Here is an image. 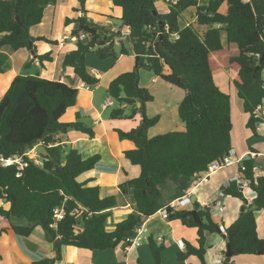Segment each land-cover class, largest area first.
Segmentation results:
<instances>
[{
    "label": "trees",
    "instance_id": "obj_1",
    "mask_svg": "<svg viewBox=\"0 0 264 264\" xmlns=\"http://www.w3.org/2000/svg\"><path fill=\"white\" fill-rule=\"evenodd\" d=\"M55 1L0 0V50H35L34 42L54 44L43 37L32 38L29 29L42 22L45 8ZM158 1L165 2L112 0L113 6L122 10L118 21L125 31L122 41H128L129 49L119 36L115 37L114 31L110 36L84 16L66 20V24L74 23L73 40L80 34L87 36L75 40L76 49L65 55L62 66L71 67L75 77L86 86L94 87L99 82L87 70L88 54L99 61L117 60L114 45L118 40L119 56L139 58L137 67L118 75L106 89L114 101L109 114L112 120L131 119L138 112L143 113L138 127L119 133L134 143L135 148L124 156L140 168L136 179L119 186L121 195L131 197L133 212L108 231L106 220L109 210L116 206L115 198H101L97 186L88 187L77 180L92 170L100 157L83 159L76 149L64 152L56 145L57 136L74 127L92 134L80 124L59 122L74 105L78 90L37 75L16 76L0 99V156L7 159L17 155L22 147L32 148L39 143L49 155L44 157L38 150L41 166L35 165L32 158H25L28 165L21 170L17 165L0 166V201L8 205V209L0 207V220L9 222V229L0 227V233L11 231L27 239L40 227L48 241L57 243V256L62 246L104 251L129 245L141 224L169 202L181 198L194 175L206 172L210 164L221 161L231 150L230 97L214 83V74L222 70L234 72L236 96L242 101L243 112L249 115L246 127L256 134L255 127L260 122L256 111L264 100V0H207L204 6L200 0H176L166 14L159 13ZM85 2L78 0L77 12L85 14ZM224 4L227 10L221 13ZM190 8L195 9L196 24L206 29L204 33L199 34L192 25L179 27L182 13ZM223 34L225 45L221 40ZM38 59L51 58L46 54ZM141 68L184 91L177 107L178 118L184 125L182 131L147 137V130L158 123L159 116L145 115V103L153 97L139 86ZM253 169L251 159L238 165L255 198L249 206H242L243 214L225 230L212 218L210 207L195 203L191 211L167 210V221L179 220L197 230V247L184 242L183 251L177 254L179 262L196 257L204 264L206 233L224 234L233 252L264 255V239L258 238L255 220V213L264 209V176L254 178ZM169 183L173 185L172 191L167 190ZM222 191L226 197L245 202L243 188L237 183ZM55 208L64 211L57 222ZM148 246L154 264H160L163 244L150 238ZM225 253L223 264H230ZM33 264H53V260Z\"/></svg>",
    "mask_w": 264,
    "mask_h": 264
},
{
    "label": "crops",
    "instance_id": "obj_2",
    "mask_svg": "<svg viewBox=\"0 0 264 264\" xmlns=\"http://www.w3.org/2000/svg\"><path fill=\"white\" fill-rule=\"evenodd\" d=\"M200 5L204 6L206 3H202V0H200ZM156 6L161 14H166L169 11L165 2L158 1ZM77 8L78 0H56L54 5L45 8L42 22L29 29V35L32 38L43 37L54 42V44L34 42L32 45L35 50L20 49L12 51L9 48L0 50L2 69L0 74V99L16 76L37 75L42 79L58 81L78 90L74 105L66 110L59 122L63 124H80L90 129L92 134L83 133L74 127L69 129L65 135L57 136L58 142L56 145H59L64 152L71 148L76 149L83 159L93 156L100 157L95 167L81 174L77 180L80 183H86L88 187L97 186L101 198L110 196L115 198L116 206L109 210L106 220V229L112 231L116 224L133 212L131 197L121 195L119 186L136 179L140 174V168L132 165L124 156L125 152L135 148L134 143L122 137L119 133H127L138 127L143 121V113L138 112L131 119L112 120L109 117L110 112H107L111 110L110 107L103 109L102 105L108 97L106 89L110 82L121 73L132 71L137 65L134 55L120 56L114 65L110 62L102 63L98 62L96 58L86 57L87 70L99 80L94 87H88L80 82L75 77L71 67H63L62 62L65 55L76 49V41L71 37L74 23L66 24V20H75L85 15L87 20L100 26L101 31L109 26L119 37L125 32L124 29H121V23L118 21L122 16V10L113 6L112 0H86L84 5L85 14L77 12ZM226 10V4L222 5L220 12L225 13ZM188 25H192L195 30L200 31L199 34L204 33L206 30L196 24L194 8L187 9L182 13L179 27L183 28ZM110 32L106 33L109 34ZM221 40L225 45L224 34ZM46 54L51 58L49 61L38 59V56ZM227 71L230 72V78L233 81L234 72ZM216 76H214V79ZM157 78L160 79L152 76L150 78V82L154 84V92L165 90L168 94V91H172H167L169 89L167 86L170 85L162 82L161 79L162 84L156 87ZM144 79L147 81L148 78L145 77ZM139 86L142 87L140 84ZM98 89L104 90L105 99L97 98L96 91ZM148 90L151 93L152 88L149 87ZM183 97L184 95L180 99H183ZM164 99L166 100L163 105L164 108L162 106L160 110L162 114H169L170 120L166 122L171 123L174 120L173 113L177 112L178 104L182 99H176V102H169L168 98ZM154 103H157V98ZM136 106L139 107V103ZM113 107L114 103L111 108ZM256 116L260 119V122L256 124V134H254L246 127L248 114L244 112L242 115L240 114L241 124L239 128L235 125L231 114L233 125L231 150L235 152L233 158H239L240 162L251 159L254 163V178L264 176V100L262 106L256 111ZM161 118L159 115L158 123H162ZM170 125L165 126L169 128ZM238 165L235 163L207 176L205 180L195 186L194 194L189 197L188 202L184 203L181 210L191 211L193 205L198 203L201 206L212 208V218L220 225L222 230L231 226L242 213V206H249L255 198V193L249 186L243 189L244 203L225 195L223 198H218V194L222 191L225 183L230 178L239 175ZM167 190L172 191L173 185L169 183ZM217 202L221 203L219 205L222 207L221 212L217 209ZM0 207L8 209V205L4 201H0ZM255 220L258 238L264 239V209L255 213ZM0 227L9 229V222L1 219ZM145 227L147 229L146 241L144 240L146 245L143 243L140 247L130 248L118 246L115 249L104 251H90L62 246L59 256L56 254L57 243L48 241L40 227H37L27 239L21 238L11 231L0 233V264H33L45 259L53 260V264H154L148 246V239L150 238L157 244H163L165 248L161 254L160 264H202L196 257H190L184 262L177 260V254L184 249V242L193 246L197 244V230L195 228H188L182 225L179 220L167 221L159 211L145 222ZM226 245L227 239L224 234L206 233L205 250L207 251L204 264H216L217 260L223 259ZM230 264H264V255L238 254L230 258Z\"/></svg>",
    "mask_w": 264,
    "mask_h": 264
},
{
    "label": "rangeland",
    "instance_id": "obj_3",
    "mask_svg": "<svg viewBox=\"0 0 264 264\" xmlns=\"http://www.w3.org/2000/svg\"><path fill=\"white\" fill-rule=\"evenodd\" d=\"M202 3H207V0H202ZM85 18L86 16L83 15ZM87 19V18H86ZM116 23V22H115ZM106 27H109V26H106ZM200 33V31H198ZM115 33H110V36L113 35ZM115 37L118 38V36L115 34ZM117 42H120L117 40ZM115 42V45H114V50L118 56V59L120 58L119 56V50H120V45ZM123 42L125 48L129 49L130 48V44L128 43V41H122ZM87 58H95L92 54H88L87 55ZM117 59V61H118ZM98 62H110L112 63L113 65L116 63V60L115 59H106V60H103V61H99ZM117 69V68H116ZM116 72V71H115ZM218 74H223V75H218ZM218 75V76H216ZM151 76L153 78H156L151 72H149L148 70L146 69H140L139 70V84L142 86V88H145L147 89V91L150 93V91L148 90L149 87L152 88L151 90V93L150 95L153 97V100L150 101V102H147L145 103V114L147 116V118H153L154 115L155 116H159L162 117L161 118V122L162 123H156V125H154L153 127L149 128L147 130V137L148 138H153V137H156V136H160V135H164L168 132H172V131H182L183 128H184V125L183 123L180 121V119L178 118V114L177 112L175 111V113H173V122L171 121L172 125H170L171 123H167L166 121L170 120L169 119V114L168 115H165L164 113L162 114V111L160 110V107H162L166 100L164 98H168L169 102H176L177 100H181L180 97H182L183 95H185L184 91H182L181 89H178V88H175L173 86H167V91L168 90H172V91H168V94H166L165 90H159L158 92H154V84L150 82V78ZM215 79H214V83L216 84V86L225 94L229 95L230 96V102H231V114H232V117L234 118V123L236 126H238V128L240 127V124H241V117H240V114L242 115L243 111H242V102L241 100L236 96V91H235V88L232 84V79L230 78V72L227 71V70H222L220 72H217L214 74ZM263 76H264V72H263ZM148 78L147 81L148 83H146V79L144 78ZM156 82L157 84L155 85L156 87L157 86H160L162 84L161 80L160 79H156ZM155 87V88H156ZM181 94V96H180ZM155 95V96H154ZM96 96L98 99H105V93H104V90L103 89H98L96 91ZM173 96V98H172ZM157 98V103H154L155 102V99ZM177 99V100H176ZM181 102V101H180ZM179 102V103H180ZM155 104V105H154ZM164 108V106H163ZM111 109V108H110ZM107 112H110V110H108ZM129 113V109L127 111ZM107 115V113L105 114V116ZM170 125L169 128H167L165 125ZM146 241V240H145ZM145 241L142 242V244L144 243V245H146ZM195 247H197V244L194 245ZM207 251V250H205Z\"/></svg>",
    "mask_w": 264,
    "mask_h": 264
},
{
    "label": "built area",
    "instance_id": "obj_4",
    "mask_svg": "<svg viewBox=\"0 0 264 264\" xmlns=\"http://www.w3.org/2000/svg\"><path fill=\"white\" fill-rule=\"evenodd\" d=\"M175 2H176V0H165V3L168 6L175 4ZM86 36H87V34H80L79 36H77V38L75 40L81 41L84 38H86ZM174 38L177 39L178 36L174 35ZM120 40H123L122 36H120ZM62 42L63 41L61 40V43ZM113 103H114L113 99L110 96H108L106 98L105 102L103 103L102 108L103 109L109 108V107L111 108L113 106ZM39 144H41V143H39ZM234 155H235V152L233 150H230L223 157V159L221 161L214 162V163L210 164L208 166V169L206 172L194 175L193 179L189 183V187H188L187 191L185 192V194L181 198H178V199H175V200L169 202L164 208L159 210L161 216L167 220V217L169 215L167 210H170V212L181 210L184 203L188 202L189 197L194 194L195 186H197L203 180H205L207 176L211 175L212 173H214V172H216L222 168H227V167H229L235 163L240 164V159L239 158L234 159L233 158ZM25 158H32V162L35 165L41 166V164H42V157L39 155L38 149L36 147H32V148L26 149L22 156H19L17 154V155L10 157V158H7V159L0 156V166L11 167L13 165H17L18 170H21L28 165V161ZM17 176H20V173H18ZM233 182L237 183L238 186L242 187L243 189L246 188L247 186H249V181L243 179L239 173V175L230 178V180L225 183L223 188H228L230 186V184ZM223 197H224V193H223V191H221L218 194V198H223ZM217 203H218L217 209L219 210V212H221L222 207L219 206V205H221V203L220 202H217ZM63 215H64V211L62 209H60V208L54 209V216H55L56 222L60 221L62 219ZM146 234H147V229L145 227V223H143L137 228L134 237L129 240V245H127L126 248L140 247L142 245V242L145 240ZM223 261H224V258L221 260H217L216 264H223Z\"/></svg>",
    "mask_w": 264,
    "mask_h": 264
},
{
    "label": "water",
    "instance_id": "obj_5",
    "mask_svg": "<svg viewBox=\"0 0 264 264\" xmlns=\"http://www.w3.org/2000/svg\"><path fill=\"white\" fill-rule=\"evenodd\" d=\"M110 31H111V32L113 31L111 27H107V28H103V29H102V32H110ZM119 35H120V32H119ZM104 40H105V39H104ZM104 40L101 42L102 45L105 43ZM29 44H30V43H29ZM138 59H139V58L136 56V57H135L136 65H137V63H138ZM131 102H132V103H135L134 100H132ZM33 147H36V148L39 150V152H40V154H41L42 156L46 157V156L49 155L48 152H47V150L45 149V147H44L42 144H34ZM26 149H29V146H28V145L25 146V147H22L21 150H20V152L18 153V155H19V156H22L23 153H24V151H25ZM242 214H243V212H242L240 215H242ZM238 254H240V253H239V252H233V251H231L230 245H229V243H227V245H226V253H225V256H226L227 258H231V257L236 256V255H238Z\"/></svg>",
    "mask_w": 264,
    "mask_h": 264
}]
</instances>
